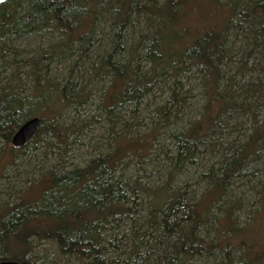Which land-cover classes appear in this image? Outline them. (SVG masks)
Instances as JSON below:
<instances>
[{
	"label": "trees",
	"instance_id": "obj_1",
	"mask_svg": "<svg viewBox=\"0 0 264 264\" xmlns=\"http://www.w3.org/2000/svg\"><path fill=\"white\" fill-rule=\"evenodd\" d=\"M196 17L200 23L192 27L189 20ZM137 25L142 27L135 31ZM29 39L37 42L33 54L21 47ZM67 62V80L55 79L52 66ZM87 64L85 81L74 80V68ZM229 65L235 68L231 74ZM192 69L200 75L205 101L198 119L170 133L178 142L177 161H192L204 149L213 152L205 139L237 115L251 122L245 140L230 142L219 162L199 174L208 186L199 199L192 182L184 181L172 191L162 188L160 201L145 208L143 198L152 187L119 170L120 143L83 165L68 166L76 142L70 137L100 119L62 120L71 106L80 114L90 104L89 84L100 91V113L109 129L122 123L123 109L149 102L155 89L168 95L155 104V124H177V110L191 91L183 89L181 78ZM23 75L32 81L25 96ZM238 77L244 83L236 88ZM27 98L38 102L31 116ZM37 115L34 136L9 147L22 121ZM131 126L125 119L119 130L129 132ZM41 140L56 148L57 161L20 190L14 203L0 206V261L212 264L219 257L217 264H264L248 234L264 204V0H0L2 150L15 157L13 152ZM256 163L262 165L247 173ZM238 180L253 192L252 200L228 197ZM42 243L55 248L54 258L40 252Z\"/></svg>",
	"mask_w": 264,
	"mask_h": 264
},
{
	"label": "rangeland",
	"instance_id": "obj_2",
	"mask_svg": "<svg viewBox=\"0 0 264 264\" xmlns=\"http://www.w3.org/2000/svg\"><path fill=\"white\" fill-rule=\"evenodd\" d=\"M196 19L197 21L192 19L189 20L192 27L197 26L196 22L197 24L200 23L199 17H196ZM101 26L102 25H100V27ZM141 27L142 25H137L135 31L140 30ZM21 47L25 48L29 54H33L37 48V42L29 39L23 41ZM95 51L94 49V54L96 53ZM93 59L94 56H92L91 61ZM68 66L69 62H67L66 65H56L55 68L52 66V75H54V78H61L60 80L63 82L66 81L68 78L67 70L70 68V66ZM234 69V66H230L228 69L229 74L233 73ZM88 70H90L89 64L76 66L73 70L74 80L79 78L80 80L82 79V82L85 81L88 76L86 75ZM224 70H227V67ZM199 78L200 75L195 72V69L185 72L181 78L184 86L183 89H190L191 91L190 95L186 98L185 105L177 110L176 115L180 118L177 124H155L158 123L156 122L158 118L155 113V104L158 103L162 105L164 100L168 98L166 91L163 92L160 89H155L154 96L151 97L152 99L149 100V102L140 103L136 109L132 104L127 106V110L123 109L122 116H124V118L122 123L119 125L113 123L116 126L111 129H109V124L103 120V112L100 113V91L97 93L95 87L91 88V84H89L88 88H90L92 93L90 96L91 100L88 101L90 104H85L83 108L79 110V112H81L80 114L74 111V107L71 106L68 110L64 111L62 120L69 123L71 117L75 115H77L79 119L87 118L91 121L100 119L98 122H92L88 129L75 131L74 135L70 137V141L76 140V142L73 143L70 150L68 166L83 165L87 160L98 154H106L110 152L112 148H118L121 146L118 145L120 143L123 145L124 153L120 162H116L119 170L125 173L126 176L137 178L140 185L144 184L148 187H152L149 195L143 198L145 203L144 206L146 205L145 208L150 207L152 204H156V201H160L162 188L168 186L167 190L172 191L173 187L182 184L184 181L192 182L191 188L195 191L193 192V197L195 201L199 199L201 194L208 188L207 185H203L205 182L199 180V174L206 173L211 165H214L215 162H219L220 154H225L227 152V150H224L229 146L230 142H233V140H238L240 143L243 142L248 133L247 129L251 123L250 120L246 119L245 115H237L238 118L230 121L229 125L225 126L222 131L205 139L207 143L214 145L213 152L204 149L205 147H199V149L204 150L197 152V154L193 156L192 161L183 163L177 161L176 151L178 149V142L171 138L170 133L172 131L182 130V128L193 120L198 119L202 114V105L205 99L202 89L199 86ZM238 79L240 78H237L236 88L244 83L242 79H247V77L243 76L241 80ZM22 80L24 81L22 87L24 91L22 93L25 96L30 93L32 81L30 78H26L25 75L22 76ZM103 84L107 85L108 83ZM95 85H97V89H99L101 84L98 83ZM167 85V83L166 85L162 83L158 86L165 87ZM236 93H238V90ZM37 103L36 99L27 98L25 108L30 111V116L31 111L34 110ZM132 110L135 111L133 115L134 118L129 117L130 111ZM36 117H39V115ZM125 119L129 120L130 124H132L129 132L127 131L128 127H124V130H119ZM258 119H261L260 122H262L263 112H258ZM24 121H22V123ZM234 128L235 130H232ZM48 137L49 135L42 138L48 139ZM9 147L14 148L11 144ZM2 148L3 144L0 142V206L6 203H14L20 190L22 191L28 188L29 185L35 183L38 177L55 165V160L57 161L56 148L46 145L45 140L38 142L34 148L29 145L25 148V152L23 153L21 152L24 149L13 152L17 154L15 157H13L12 154L6 156ZM219 151L223 152L219 153ZM262 155L264 160V153H262ZM261 165L262 163L260 165L259 163L252 164L251 168H248L246 171L247 173L251 172L256 168L258 169ZM170 171L171 174H169ZM240 182L241 180L232 183L233 186L231 185L228 191L230 194L228 197L233 200H241L242 202L252 200L253 192L246 185L240 186ZM225 197H227V194H225ZM244 218V215H240L238 222L243 224ZM248 234L249 237L253 239L252 241H254L257 254L259 251L261 262L264 263V204L258 208L254 220L249 226ZM211 236H213V233H211ZM39 250L41 253H47L49 258H54V254L51 252H53L55 248H53L50 243L40 244ZM199 260L200 262L206 261L204 259H198V261ZM219 260V257L215 259L212 258L211 262H213L212 264H217ZM71 264L77 263L71 262Z\"/></svg>",
	"mask_w": 264,
	"mask_h": 264
},
{
	"label": "water",
	"instance_id": "obj_3",
	"mask_svg": "<svg viewBox=\"0 0 264 264\" xmlns=\"http://www.w3.org/2000/svg\"><path fill=\"white\" fill-rule=\"evenodd\" d=\"M3 1V0H2ZM40 123L39 117H31L24 121L11 137V144L14 147H20L26 144L35 134ZM0 264H27L18 261L4 260L0 261Z\"/></svg>",
	"mask_w": 264,
	"mask_h": 264
},
{
	"label": "bare ground",
	"instance_id": "obj_4",
	"mask_svg": "<svg viewBox=\"0 0 264 264\" xmlns=\"http://www.w3.org/2000/svg\"><path fill=\"white\" fill-rule=\"evenodd\" d=\"M26 121V120H25ZM21 125V124H20Z\"/></svg>",
	"mask_w": 264,
	"mask_h": 264
}]
</instances>
